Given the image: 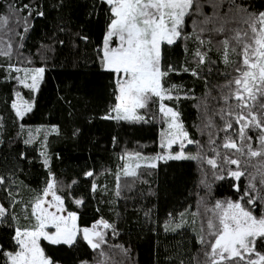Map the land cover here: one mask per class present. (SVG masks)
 Segmentation results:
<instances>
[{
    "label": "trees",
    "instance_id": "obj_1",
    "mask_svg": "<svg viewBox=\"0 0 264 264\" xmlns=\"http://www.w3.org/2000/svg\"><path fill=\"white\" fill-rule=\"evenodd\" d=\"M199 2L201 12L194 10L186 18L185 33L193 31V21H202L213 11L220 17L228 14L226 27L235 29L246 27L242 22L244 14L237 12V5L250 12L264 10V0ZM25 4L29 9L17 14V9ZM213 4L219 7L214 9ZM29 10L32 15L28 17V30L24 31L20 18L27 16ZM38 12L43 15H37ZM3 15L10 17V23L2 29V35L10 39L12 48L10 57L0 55V176L5 178L0 184V203L18 219L13 220L11 215L0 219V246L14 250L15 227H30L34 223L31 209L25 210L24 205L41 195L51 172L67 211L77 213L81 228L101 219L114 225V229L103 228L106 242L100 250L92 249L79 236L73 246L42 241L46 254L57 263L205 264L207 248L200 243V237L203 235L205 241L211 239L206 227L211 212L206 209H212L215 200L222 197L237 199L248 183L247 175L242 177L241 193H236L232 187L236 182L215 180V170L206 163L215 155L209 145V133L218 132V138L213 137L217 145L225 135L219 132L223 121L215 113L224 106L220 97L228 91L224 86L234 76V65L224 63L220 42L233 33H206L204 38L211 40V44L199 45L194 39H187L162 48L164 67L170 64L176 69L167 77L166 86H180L173 94L180 99L165 102L179 112L189 137L199 142L187 144V150L192 155L201 152L205 159L156 160L155 167L143 164L136 169L137 176L126 177L117 173L120 156L127 152L158 151L162 121L159 101L139 110L145 117L143 121L102 118L115 102L114 77L102 69L98 51L106 30L107 6L102 0H0V16ZM198 48L207 51L204 64H199L194 55ZM231 59L236 61L239 57L233 55ZM9 64L45 67L39 90L20 85L14 79L17 72L9 71ZM185 67L196 69L199 75L182 71ZM17 92L24 100L34 102L32 111L23 119L12 108ZM207 116L213 117L215 127H206ZM53 127L58 131L52 132ZM36 129L39 131L34 136L32 131ZM236 131L234 126L228 135ZM253 132L256 129L248 135L253 136ZM29 139L32 142L26 144ZM218 150L222 154L226 151ZM42 152L47 153L48 167ZM252 165L251 162L249 172L256 170ZM89 171L92 176L85 175ZM13 197L21 203L10 207ZM77 199L83 203L75 204ZM26 215L29 219L24 218ZM176 224L181 227L176 228ZM258 250L264 251V245Z\"/></svg>",
    "mask_w": 264,
    "mask_h": 264
},
{
    "label": "snow or ice",
    "instance_id": "obj_2",
    "mask_svg": "<svg viewBox=\"0 0 264 264\" xmlns=\"http://www.w3.org/2000/svg\"><path fill=\"white\" fill-rule=\"evenodd\" d=\"M102 3L107 6V24L102 45L98 50L99 61L103 70L113 74L115 86V104L102 118L143 121L145 117L139 114V110L159 101V111L168 121L160 142L166 155L158 154L148 158L136 153V160L205 159L201 152L192 155L184 151L185 141L187 144L199 142L192 140L179 122V112L164 103L165 100L180 99L179 95H173L180 86H166L167 77L176 72V69L170 64L167 68L164 67L162 48L164 45L172 46L187 39H194L199 45L211 44V40L204 38L206 33H233L220 42L224 63L234 65V76L224 86L228 91L220 97L224 106L215 113L223 121L219 132L225 135L223 142L217 145V139L213 137L218 138V132L209 133V145L215 155L208 158L206 163L215 170V180H234L236 183L232 187L236 193H241L239 182L242 177L247 175L248 183L237 199L216 200L212 209H206L211 212L206 225L211 239L205 241L201 235L200 243L207 248L204 252L205 264H264V251L258 250L259 246L264 245V11L250 12L237 5V12L244 14L242 22L246 27L235 29L226 27L229 23L228 14L220 17L217 11H213L211 16H205L202 21H193V31L185 33L186 18L192 16L194 10L201 12L199 0H102ZM218 7V4H213L214 9ZM25 9H29V5L25 4L17 9V14ZM36 14L42 16L43 12ZM31 15L32 11L29 10L27 16L20 18L25 25L24 31L28 30L27 22ZM9 23V16H0V28H6ZM216 24L219 26L208 27ZM83 39L87 40V37ZM7 48L9 50H0V55L10 57L11 43ZM194 55L199 64H204L208 59L207 51L199 48ZM233 55L239 59L233 61ZM8 69L22 73L14 79L32 91L39 90L46 72L45 67L20 68L12 64L8 65ZM182 71H190L193 76L199 75L196 69L185 67ZM16 97L12 108L15 115L23 119L32 111L34 102L24 100L19 92ZM232 101L235 103H231ZM204 107L207 115V105ZM234 126L237 131L228 135ZM206 127H215L212 116H207ZM253 129L259 130L256 138L258 146L255 147L253 137L248 135ZM51 131L57 132L58 129L53 127ZM31 142V139L25 141L26 144ZM177 144L180 151L172 154L170 150ZM218 148L226 150L225 153L222 154ZM41 155L45 156L44 165L48 167L47 153L42 152ZM217 158L222 160L223 165L218 163ZM253 158H259L260 164L252 165L256 170L249 172L248 167ZM129 159L133 157L129 156ZM139 167L140 164H136L135 168L126 164L124 176H137L136 169ZM49 175L50 179L42 194L30 204L24 205L25 210L31 209L30 215L34 223L30 227H15L12 238L15 248L4 250L0 246V264H56L53 257L47 255L41 246L42 241L51 245L73 246L79 236L92 249H99L106 241L105 233L98 229L101 226L104 229H114V225L103 219L96 221L91 227L81 228L77 213L67 211L64 197L58 194V182L51 172ZM85 175L92 176L93 172L89 171ZM4 182L5 178L0 176V184ZM96 188L94 183L93 191ZM73 202L77 205L83 203L79 199ZM18 203L21 202L13 197L10 207H15ZM10 215L13 220L18 219L10 212L9 207L0 203V219ZM24 218L29 219L27 215ZM179 227L181 225L176 224V228Z\"/></svg>",
    "mask_w": 264,
    "mask_h": 264
},
{
    "label": "rangeland",
    "instance_id": "obj_3",
    "mask_svg": "<svg viewBox=\"0 0 264 264\" xmlns=\"http://www.w3.org/2000/svg\"><path fill=\"white\" fill-rule=\"evenodd\" d=\"M264 11V10H263ZM11 27V26H10ZM9 27V30H8V38H9V36H10V34H11V28ZM2 29L3 28H0V50H9L8 48H7V45L10 43V39H6L3 35H2ZM11 50V49H10ZM101 65V64H100ZM16 66V65H15ZM16 67H20V68H24V67H28V68H35V67H29V66H16ZM17 75L18 76H20V75H22V73H17ZM17 99V97H16V93L14 94V98H13V100H12V103H13V101L14 100H16ZM164 103L167 105V106H169V107H172L171 105H169V104H167L165 101H164ZM114 104H115V102H114ZM114 104H113V106H114ZM158 108H159V105H158ZM160 112V111H159ZM139 114H140V112H139ZM141 115V114H140ZM160 118H161V121H162V126H161V128H160V137H159V140H158V146H159V150L158 151H156L155 153H152V154H141L140 153V155L142 156V157H148V158H151V157H155V156H157L158 154L159 155H166V153H165V151L164 150H162V148H161V146H160V142H161V134H162V132H164L166 129H167V126H168V121H167V118H165V117H163V115L160 113ZM179 122H180V120H179ZM254 130V129H253ZM32 134L35 136V135H37L38 133H37V129H36V132H35V130H33L32 131ZM253 134V141H254V147L255 146H258V144H257V136L259 135V130H257L256 129V132H253L252 133ZM171 151V153L172 154H175L176 152H178V151H180V148H179V145L177 144V145H173V147H172V149L170 150ZM184 151L187 153V154H192V152H190V151H188L187 150V142L185 141V149H184ZM136 153H138V152H131V153H129V152H127V153H125V154H123V155H121L120 156V166H119V168H118V170H117V173H122V174H124V166L126 165V164H128V165H130L132 168H135V166H136V164H140V165H143V164H155V162H156V160H152V159H140V160H136V159H134V156H135V154ZM129 156H131V157H133V159H129ZM163 160V159H162ZM222 165H223V163H221ZM252 164H254V165H259L260 164V159L259 158H253V160H252ZM50 179V178H49ZM49 179H48V181H49ZM47 181V182H48ZM47 186V183L45 184V186L43 187V190L45 189V187ZM43 190H42V192H43ZM42 194V193H41ZM227 198H231V197H222V198H220V199H216V200H225V199H227ZM49 199H50V197H49ZM232 199H234L235 200V198H232ZM215 200V201H216ZM215 203V202H214ZM214 203H213V205H214ZM213 207V206H212ZM68 212H74V211H68ZM66 214V213H65ZM96 222V221H95ZM95 222H93L92 224H94ZM92 224L89 226V227H91L92 226ZM99 231H102V232H104L103 231V227L101 226L99 229H98ZM14 234H15V232H14ZM101 249V247L99 248V250ZM103 255H104V253L103 252H101V257H103ZM83 262H87V264H99V262L98 261H81V262H79L78 264H83ZM56 264H59V263H57L56 262Z\"/></svg>",
    "mask_w": 264,
    "mask_h": 264
}]
</instances>
